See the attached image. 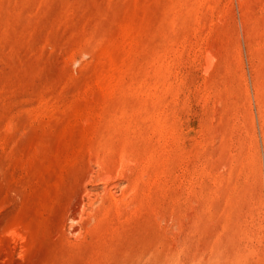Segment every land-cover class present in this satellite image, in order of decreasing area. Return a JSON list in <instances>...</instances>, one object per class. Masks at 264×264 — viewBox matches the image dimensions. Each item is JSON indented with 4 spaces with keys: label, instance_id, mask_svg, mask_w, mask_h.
Returning a JSON list of instances; mask_svg holds the SVG:
<instances>
[{
    "label": "rangeland",
    "instance_id": "1",
    "mask_svg": "<svg viewBox=\"0 0 264 264\" xmlns=\"http://www.w3.org/2000/svg\"><path fill=\"white\" fill-rule=\"evenodd\" d=\"M0 264H264V0H0Z\"/></svg>",
    "mask_w": 264,
    "mask_h": 264
}]
</instances>
